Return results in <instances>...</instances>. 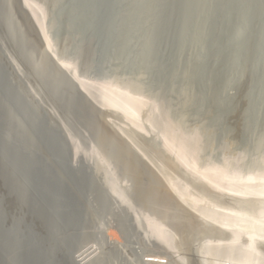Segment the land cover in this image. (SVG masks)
<instances>
[{"label": "rangeland", "instance_id": "obj_1", "mask_svg": "<svg viewBox=\"0 0 264 264\" xmlns=\"http://www.w3.org/2000/svg\"><path fill=\"white\" fill-rule=\"evenodd\" d=\"M33 2L36 15L26 0H0V60L92 179L96 195L80 247L95 250L93 264H140L150 252L195 264L203 243L228 234L186 203L170 177L222 212L260 206L198 178L177 151L264 170V0H115L100 69L92 63L90 17L74 0ZM104 83L140 100L138 121L105 105L97 88ZM222 248L210 255L227 264L245 257L240 247Z\"/></svg>", "mask_w": 264, "mask_h": 264}, {"label": "water", "instance_id": "obj_2", "mask_svg": "<svg viewBox=\"0 0 264 264\" xmlns=\"http://www.w3.org/2000/svg\"><path fill=\"white\" fill-rule=\"evenodd\" d=\"M74 2L90 17L92 63L100 69L117 4ZM11 75L0 60V264H79L87 205L96 195L92 179L82 164L72 162L61 131L29 103ZM103 234L107 237L106 229Z\"/></svg>", "mask_w": 264, "mask_h": 264}, {"label": "bare ground", "instance_id": "obj_3", "mask_svg": "<svg viewBox=\"0 0 264 264\" xmlns=\"http://www.w3.org/2000/svg\"><path fill=\"white\" fill-rule=\"evenodd\" d=\"M26 2L29 3L31 10L34 13L35 12L38 13L37 11H35L36 9L34 6L35 5L34 2L33 4L31 3V0H26ZM36 18L38 20V17ZM81 83L83 85L90 84V83L84 82V80ZM104 84L105 85L99 84L97 88L102 96L101 98H103L105 102V105L109 106L110 108H116V109L121 110L125 114L126 117H128L131 120L136 121L140 115V111H139L140 100L136 98L131 92H128L126 89L118 88V87L113 88L110 84H106V83ZM95 86H97V84ZM177 152H179L182 155L181 159L187 166L190 167V169L194 172V175L203 180H207L208 184L209 183L214 184L213 186L218 189H226L227 191L238 193L240 196H246V197H250L252 199L260 201V206L256 207L254 212L252 213H249L248 211L245 212L243 210H235V209L232 210L233 208L230 209L231 207H228L229 212H222L224 211L223 208H221L222 210L220 211L219 209L215 207V206L218 207L217 204L208 203L209 205L207 206L202 205L204 198H202L199 193L195 194L194 191L192 192L191 190H189V187H191L192 185L188 187L185 183L181 181L180 183H177L176 181H173L174 179L172 180V177H170V179H168L169 185H171V187L175 189V191H176L177 186L179 189H181L180 194L184 196L186 203H189L190 205H192V207L193 206L196 208L198 207L197 209L200 208L199 210L201 211V214L205 217L204 220L206 222L208 223L210 222L209 224H212V223L218 224L220 227H222L223 231H226V235L228 234V236L226 237L223 236V238L225 237V241H222L223 239H220L221 241L215 240L212 242V240H210L211 242L209 241V242L203 243V246L200 247L199 250H197L198 259L196 258V260L198 261V263L197 261H195L196 262L195 264H227V262H225V258L224 260L217 259L215 258L217 256L214 257L213 255H210V253L214 251V249L220 248V247H223L226 250V251L224 250L225 252H227V250L229 252V249L236 248V247H240L245 252L246 255L242 254L245 257H242V258L236 257V259H234V262L233 260H232V263L231 261H229L228 262L229 264H249L250 262L251 264L252 263L253 264H264L263 255L261 253V250L259 249V246H261L260 244L264 246V170L251 169V168L249 169L246 168L247 170H240V168L237 169L236 166L228 167L226 165H223V164L218 165L216 163L206 164V163L199 162L200 160H198L195 157L196 155L195 156L189 155V152L185 154L180 149H178ZM206 162H209V161H206ZM157 227L161 228L162 226H159V225L154 226L155 228L154 230L156 231L158 230V232L163 234L165 228L163 229L162 227L161 228L162 230H161ZM166 230L168 231V229ZM220 231L221 230H218V232ZM158 232L156 235L160 234V233L158 234ZM163 235L166 236L165 234ZM159 237L161 238L162 236H159ZM163 239L165 238L163 237L162 240ZM222 251L223 250H220V252ZM94 252L95 250H93L92 252H88V251H83L81 253L79 252L78 255L76 256L78 263L79 264L95 263L96 259L93 258L94 261H91L92 257H94L93 255ZM216 252L217 250L215 251V253ZM220 252H217V253H220ZM225 252H223L224 256L226 254ZM208 255L213 256L215 261L214 260L212 261L213 258L211 259V257H209ZM182 258H180V261H183ZM141 259L142 260L140 264H174L175 263V261H170L169 259H165L160 255H156V254L151 255V252L150 254L146 253V255L145 254L144 256L142 255ZM222 260L224 261V263H222L223 262ZM246 261L249 263H247ZM177 262L179 263L178 260ZM177 262L175 264H177ZM184 262L182 264H184Z\"/></svg>", "mask_w": 264, "mask_h": 264}, {"label": "built area", "instance_id": "obj_4", "mask_svg": "<svg viewBox=\"0 0 264 264\" xmlns=\"http://www.w3.org/2000/svg\"><path fill=\"white\" fill-rule=\"evenodd\" d=\"M102 264V263H101Z\"/></svg>", "mask_w": 264, "mask_h": 264}]
</instances>
